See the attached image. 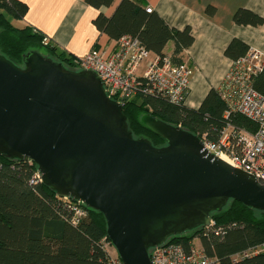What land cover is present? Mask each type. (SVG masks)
<instances>
[{
	"label": "water",
	"instance_id": "obj_1",
	"mask_svg": "<svg viewBox=\"0 0 264 264\" xmlns=\"http://www.w3.org/2000/svg\"><path fill=\"white\" fill-rule=\"evenodd\" d=\"M22 62L0 53V155L33 163L58 197L99 211L123 264H151L150 247L210 226L228 200L264 211L263 179L196 134L144 113L165 144L132 138L94 71L64 70L37 51Z\"/></svg>",
	"mask_w": 264,
	"mask_h": 264
},
{
	"label": "trees",
	"instance_id": "obj_2",
	"mask_svg": "<svg viewBox=\"0 0 264 264\" xmlns=\"http://www.w3.org/2000/svg\"><path fill=\"white\" fill-rule=\"evenodd\" d=\"M114 0H84L98 9ZM27 4L22 0H0V53L23 67L28 51L43 49L49 58L61 62L67 71H77L76 58L58 50L37 28L23 23ZM212 13L213 8L207 7ZM238 25L259 26L263 18L238 8L233 14ZM95 28L115 41L124 34L139 39L152 55L169 54L174 63L183 61L185 49L193 37L188 27H170L153 10L147 12L143 0H120L107 17L98 13L92 21ZM168 44H172L169 53ZM249 49L238 38H232L224 55L232 61ZM80 71V70H78ZM254 88L264 95V67L253 77ZM124 128L132 138L145 139L154 146L165 141L145 129L139 121L149 113L168 124L196 134L204 141H217L226 124L253 132L254 122L239 113L223 116L226 104L218 89L210 88L196 109L173 104L162 96L139 95L121 104ZM36 165L28 161L0 155V264H107L108 239L103 215L80 202L58 197L39 180L30 183ZM73 205L87 210L84 217L72 223ZM212 224L168 238L167 243L181 244L188 249L193 239L209 257L222 264H264V252L242 256V253L264 243V211L247 207L236 200L213 212Z\"/></svg>",
	"mask_w": 264,
	"mask_h": 264
},
{
	"label": "built area",
	"instance_id": "obj_3",
	"mask_svg": "<svg viewBox=\"0 0 264 264\" xmlns=\"http://www.w3.org/2000/svg\"><path fill=\"white\" fill-rule=\"evenodd\" d=\"M147 12L152 8L145 7ZM48 39L45 37L43 43ZM78 70L94 71L102 82L109 98L120 105L139 95L162 96L173 104L185 102L191 68L185 62L174 63L169 54L152 55L138 38L124 34L116 40V49L104 56L97 49L76 58ZM144 68L139 71L142 64ZM264 67V55L249 48L246 53L232 61L221 86L220 97L226 104L223 116L239 113L255 123L253 132L244 128H234L226 124L217 141H204L205 148L235 167L249 172L264 181V95L252 83ZM39 179L37 172L30 183ZM72 223L84 217L87 210L81 205H73ZM194 240V239H193ZM107 264H123L108 241ZM264 252V243L242 253V256ZM151 264H222L206 255L193 241L185 249L181 244L166 242L149 249Z\"/></svg>",
	"mask_w": 264,
	"mask_h": 264
},
{
	"label": "crops",
	"instance_id": "obj_4",
	"mask_svg": "<svg viewBox=\"0 0 264 264\" xmlns=\"http://www.w3.org/2000/svg\"><path fill=\"white\" fill-rule=\"evenodd\" d=\"M27 12L22 20L40 30L51 44L75 58L91 49L105 57L116 49V41L98 31L92 21L100 12L109 17L120 0L98 9L84 0H22ZM167 25L176 29L188 27L192 43L183 53L191 68L184 105L196 109L210 88L219 89L232 60L224 49L232 38L264 55V0H143ZM212 7L213 12H207ZM238 8L248 9L263 18L259 26L238 25L233 14ZM172 44H168L169 53ZM144 68L142 64L139 71ZM193 243L199 247L196 239Z\"/></svg>",
	"mask_w": 264,
	"mask_h": 264
},
{
	"label": "rangeland",
	"instance_id": "obj_5",
	"mask_svg": "<svg viewBox=\"0 0 264 264\" xmlns=\"http://www.w3.org/2000/svg\"><path fill=\"white\" fill-rule=\"evenodd\" d=\"M41 55H43L44 57H49L50 58V56H48V54L43 50V49H40L39 51H38ZM63 69H65L64 67H63ZM76 71V70H75ZM78 71V70H77Z\"/></svg>",
	"mask_w": 264,
	"mask_h": 264
}]
</instances>
